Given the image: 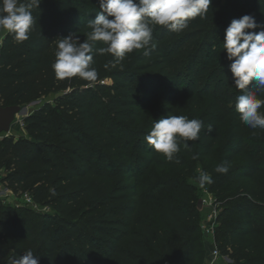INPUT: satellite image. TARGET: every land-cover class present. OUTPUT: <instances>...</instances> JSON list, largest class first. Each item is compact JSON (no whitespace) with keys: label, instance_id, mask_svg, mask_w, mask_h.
<instances>
[{"label":"trees","instance_id":"16d2710c","mask_svg":"<svg viewBox=\"0 0 264 264\" xmlns=\"http://www.w3.org/2000/svg\"><path fill=\"white\" fill-rule=\"evenodd\" d=\"M99 11V0H42L29 39L4 36L0 107L54 100L24 120L27 138L0 137V182L53 214L0 201V264L28 250L38 264H198L200 160L210 163L205 187L225 200L215 245L235 264H264V129L240 121L234 102L242 93L222 49L233 19L251 15L255 31L264 28V0H211L205 18L181 33L153 26L150 45L114 67L111 54L94 56L96 81L58 79L55 39L74 34L83 42ZM167 115L203 121L199 139L188 149L180 141L172 161L145 141ZM224 161L229 172L216 173Z\"/></svg>","mask_w":264,"mask_h":264},{"label":"clouds","instance_id":"9594fccd","mask_svg":"<svg viewBox=\"0 0 264 264\" xmlns=\"http://www.w3.org/2000/svg\"><path fill=\"white\" fill-rule=\"evenodd\" d=\"M41 2L0 0V30L12 34L19 42L29 39L36 23L32 10L39 8ZM210 5L211 0H99L100 11L87 21L90 31L83 42L74 34L55 39L52 70L58 79L77 77L94 82L98 79V71L93 67L94 56L111 54L114 60L110 63L114 67L128 53L150 45L153 26L181 33L188 29L191 19L205 18ZM257 26L251 15L233 19L225 29L222 49L231 62L229 70L235 87L242 93L234 102L240 121L252 129H264V111H258L264 106V99L259 97L264 93V28L255 31ZM97 42L103 46H97ZM250 83L255 86V92L248 89ZM202 127L200 119L167 115L152 123L145 141L153 151L172 161L181 151L179 142L188 149V141L199 139ZM214 171L227 174L229 162L216 165ZM196 179L202 188L212 183L206 172H201ZM35 257L28 250L22 257L13 258L11 264H38Z\"/></svg>","mask_w":264,"mask_h":264},{"label":"rangeland","instance_id":"374dc122","mask_svg":"<svg viewBox=\"0 0 264 264\" xmlns=\"http://www.w3.org/2000/svg\"><path fill=\"white\" fill-rule=\"evenodd\" d=\"M6 31L0 30V35L5 36ZM54 97H49V98H44L40 101H38L36 104H31L27 106V114L31 115L33 114L38 108L42 107L45 102H53ZM96 112L100 120L108 124L116 133H119V127L112 117L109 115V113L106 111V109L101 105L97 104L96 107ZM23 116L25 113L22 114ZM12 134H16L17 138L23 137L27 138L30 134V131L27 130V127L24 128V130L20 129V126L16 120V122L13 125L12 128ZM5 135H2L4 137ZM11 136V135H9ZM221 153V149L217 151V156H216V162L218 163L219 160V155ZM210 163L208 162H203L199 161V168L196 174L198 176L200 175L201 172L204 171V167H208ZM212 178V177H211ZM4 188H7L6 185H4ZM198 190V203L202 200L203 201V208H202V220L200 222L201 226V236L203 237L204 240V252L203 255L201 256L198 264H209L211 261L212 254L214 250L217 248L220 251V260L219 264H235L232 259H230L227 255L221 252L220 247L215 245L216 242V231L219 226V217L224 211V203L225 200H223L224 196L223 195H218L217 194V189L211 190L209 187H200L199 186ZM3 204L5 206H12V207H27L32 210H36L39 213H48V214H53V210L50 208H45L41 207L39 205H36L37 207L29 205L24 198L21 196L16 195V197L10 196V198H5L3 201ZM205 202V203H204ZM217 210V214L213 216V219L210 217V215L213 213L214 210ZM216 217V218H215Z\"/></svg>","mask_w":264,"mask_h":264},{"label":"built area","instance_id":"2783aa9c","mask_svg":"<svg viewBox=\"0 0 264 264\" xmlns=\"http://www.w3.org/2000/svg\"><path fill=\"white\" fill-rule=\"evenodd\" d=\"M3 39H4V36L0 35V46L2 45ZM28 116H29V114H27V109H26V113L24 116L20 115L17 117V122H18L21 130H24V128H25V121L24 120ZM10 196L16 197V195L12 191H10L8 188H4V185L0 182V201H3L5 198H10ZM22 198H24V200L27 203H29V205L37 207L36 206L37 204L33 201L32 197L29 194L23 195ZM216 214H217V210L215 209L213 211V213L210 215V217L213 219V216H215ZM220 256H221L220 251L216 248L212 254L211 261L209 264H219Z\"/></svg>","mask_w":264,"mask_h":264},{"label":"water","instance_id":"95a60500","mask_svg":"<svg viewBox=\"0 0 264 264\" xmlns=\"http://www.w3.org/2000/svg\"><path fill=\"white\" fill-rule=\"evenodd\" d=\"M38 102V101H37ZM34 102L33 104H36ZM27 107L10 106L0 107V137L2 135L9 136L11 134L14 123L17 117L26 113ZM203 208V201L199 202V209Z\"/></svg>","mask_w":264,"mask_h":264},{"label":"crops","instance_id":"0c3cea01","mask_svg":"<svg viewBox=\"0 0 264 264\" xmlns=\"http://www.w3.org/2000/svg\"><path fill=\"white\" fill-rule=\"evenodd\" d=\"M8 32L5 33V35L7 34ZM0 50H1V46H0ZM10 135H13L16 137V134H12V131H11V134Z\"/></svg>","mask_w":264,"mask_h":264}]
</instances>
